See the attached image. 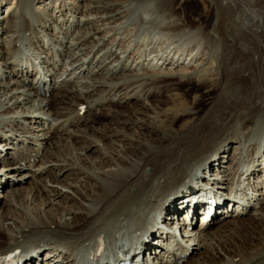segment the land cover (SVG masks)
Wrapping results in <instances>:
<instances>
[{"label":"bare ground","instance_id":"bare-ground-1","mask_svg":"<svg viewBox=\"0 0 264 264\" xmlns=\"http://www.w3.org/2000/svg\"><path fill=\"white\" fill-rule=\"evenodd\" d=\"M210 1L196 21L178 0H0V262L14 255L26 264H112L132 253L144 264H264V0ZM85 10L135 22L132 38L159 37L166 46L160 53L135 41L127 49L90 35L89 23L64 19ZM205 18L215 20L212 34L198 27ZM186 48L205 55L215 73L177 79L195 97L175 102L153 131L145 102L176 84L144 71L158 73ZM82 105L104 113L80 115ZM131 129L141 137L136 145L123 135ZM81 145L97 150L98 164L82 165ZM232 145L236 163L221 171L218 154ZM65 171L74 179L59 187ZM221 172L228 179L211 182ZM47 174L54 182L41 178ZM4 176L33 187L21 193ZM91 179L98 187L82 201L78 189ZM173 199L177 207L167 205ZM230 205L235 213L224 210ZM252 210L258 218L243 224ZM199 212L210 217L195 238L198 225L186 231L185 222L193 225ZM220 219L231 234L204 236ZM177 228L181 242L169 233Z\"/></svg>","mask_w":264,"mask_h":264},{"label":"rangeland","instance_id":"rangeland-1","mask_svg":"<svg viewBox=\"0 0 264 264\" xmlns=\"http://www.w3.org/2000/svg\"><path fill=\"white\" fill-rule=\"evenodd\" d=\"M178 2H179V4L184 6L183 7L184 14L189 19L196 20V21H197V19L202 17L207 12L206 11V5H208V4L210 5L211 4L210 0H178ZM125 5L126 4H123L122 6L125 7ZM128 5H130V4H128ZM47 13H50V12H47ZM52 15H53V19L52 20H54V13ZM100 16H101L100 14L96 13L93 10H87V11L85 10L82 13V15L74 16L75 18H72L73 16H71L70 13L67 14L65 16V18L64 17L63 18L65 20L69 21V22H74L76 19H78V20H81L82 22L89 23L87 27L90 30V32H89L90 35H94L96 38L103 37V40L105 42H107V43H109L111 41V39L115 38L114 41H113V43L115 45H117L116 43L118 42L119 45L120 44H122L123 46L125 45L127 47V49L132 48L135 41L139 42L138 45H142V46H140L141 49H142V47L143 48L146 47V46L151 47V46L154 45L153 47H155L156 50L159 51V50L163 49V47L166 46L162 42L164 39H161L159 37H157L156 40H155V37H153V39H152V38H149V37H146V36L145 37L140 36V37L132 38L130 30L133 28V25H135V22H125L124 23V21H123V24L119 25V21L118 22L116 20L115 21L112 20L113 22L111 20H110L111 22L110 21H106V20L103 19V16L102 17H100ZM80 17H82V18H80ZM61 18L62 17H60L59 20H57V22H56L58 24L57 27L59 26V22H60ZM52 20L49 21V24L52 23ZM55 21H56V19H55ZM56 23L54 22L52 25L55 26ZM214 23H215L214 19L209 21L208 18H205L203 21L199 22L198 27H203L206 31H209L212 34L210 29H211V25L214 24ZM120 26H123L121 28V30H119V31L116 30ZM249 27L251 29H253L252 30L253 32L255 31V28H253L251 25H249L248 28ZM241 30L245 34L252 35V31H250L248 29H244L243 28ZM4 39H5V37L3 36L1 38V40H4ZM176 44L177 43H175V45ZM175 45L173 43L171 46L173 47ZM120 50H122V49H120ZM186 50H188V49L186 48L182 52L180 51L182 53V56H180V58L178 60V63H174V61H175L176 58L178 59V57H177L178 55L177 54H179L180 52H178L177 54H175L173 56V61L171 62L170 65L165 64V65L162 66V70L159 71L160 73L159 72L158 73L155 72V74H154V72L149 70V69L144 71L145 73H152L153 75H156L159 78H165V79L173 80V82L176 84V86H175L176 88L173 87L170 90V92L164 93L162 95L159 94L158 96L155 95L154 97L149 98L148 101L145 102V104L148 107L150 106L149 107L150 111L148 112V117L147 118L152 122L151 129L153 131L157 130L155 126H156V124H157V122L159 120L165 122L166 120H168L170 118V115H174L172 108H173V106L176 105L175 102H177L179 100H183L186 103L190 104L191 101L193 100V98L195 97V93L194 92L191 93V90H192L191 87L190 86H185L182 83H178L177 79H179L181 76H183L184 78L187 77V76H192V74H195L198 71L199 72L200 71L203 72V74H202L203 76L198 74L199 76L207 77V75H208V77H209V75L211 73H213V71L215 69L214 64H211L210 60H208V58H206L205 55H202L200 52H198L197 54L194 52V53L188 55ZM162 51L163 50H161V52ZM174 51H175V49L172 48L170 56L172 55V53ZM254 59L256 60V56L254 57ZM146 63L147 62H144V64H146ZM214 73H215V71H214ZM195 78L197 79V76L193 77V81L195 80ZM215 78H216L215 76L210 78L211 79L210 80L211 83L215 81ZM184 81H185V79H184ZM186 91H188L190 94H188V92H186ZM205 91H206V89H202V92H205ZM46 99H50V97L46 98ZM116 102H117V100L114 99V104ZM107 104L108 103L105 102L104 103V107ZM127 105H128V108L131 110V104H126L125 105V103H123V102L121 103V106L123 107L121 109L126 110L127 108L125 106H127ZM100 108H101V106L98 107V109H100ZM80 112H81V114H80ZM83 112L94 114L88 108L86 109V105H85V109H84V107L82 109L80 108L79 114L82 115ZM103 113H104V111H102V112L100 111V112H96L94 115H97V116L100 117V116L103 115ZM78 132L79 131H77V133H74V135H76V136L82 135V132H79V133ZM123 135L127 138L128 143H133V145L138 144L136 139L137 140H141V137H140L139 133H137L136 129L135 130H132V129L128 130L127 132L123 133ZM54 137L57 139V136H54ZM81 148H79L80 150L78 149L79 151L77 150L76 153H78V156L81 159L80 162H82V165L84 164V167L85 166L86 167L89 166L88 163H92V162H93V165L98 164V152H97L96 149H94V148H92V149L87 148L86 149V147L84 145H81ZM107 148H109V149H107ZM4 149H5L4 147H0V150L4 151ZM105 149H107V152H109V154H112L114 152V150H112V147L107 146ZM218 155L220 157H222L220 159V161H219V162H221V163H219V166L221 167V171H224V169H226V168L230 169L231 167H233L235 165L236 159L238 157L237 156V146L236 145H232L231 147H228L227 152H225L223 154V152L220 151ZM84 159H86L88 161V163H86ZM262 167H263V165L259 166V168H262ZM51 175L52 174L43 175L41 178H46L48 181L54 182V180L51 178L52 177ZM260 176H261V173H260ZM212 177L213 178L211 180L217 179V181H213L214 184L217 183V182L222 183V182H224L225 179H228V177L222 172L219 173L218 176L213 175ZM2 178H3L2 181H4L6 179L9 182H11L12 183V187L14 189L20 191L21 193H27L33 187L32 182H29L28 180H23V179L19 180L17 178H11L9 176H4ZM57 179L60 182L59 187H64V186H66L67 183H69L71 180L74 179V176H73L72 172L65 171L62 174H60ZM229 179H230V177H229ZM82 183L83 182L81 180L77 181V184H79V185H81ZM97 185H98V183L95 180L91 179V180H89V181H87L85 183V188L84 189L83 188H79L80 187L79 186L78 190L81 192V194H79V198L82 201L87 199L89 197V194L93 193L94 190H96V188L98 187ZM220 190L222 191L224 189L222 188ZM225 190H227V189H225ZM3 193H0V207L1 206L5 207V204H3L4 203V199L2 198ZM255 197H258V195H255ZM178 203H179V199H173V200L169 201V203L167 205L168 206L169 205H172V206L174 205L173 207H177ZM230 206L224 207V210H227L228 212L232 211L234 209V207H230ZM29 207H30V209L33 210V209H37V208L41 207V204L39 202H37L35 204L29 205ZM254 210L260 212L259 210H262V208L258 207V208H255ZM249 212L250 211H248L246 213L247 215H242L239 218V220H242L243 224L252 223V221H254L255 219L258 218V216H257V215H259L258 213H257V215H254L253 214L254 213L253 210H252L251 213H249ZM233 213H235V212H233ZM202 214H204V213H202ZM225 222H227V221L221 220V222L218 223V224H214V222H211L213 225L211 226V229L209 231H206L204 236H206L207 234L211 235L213 233H216L215 231H218V229H222L221 231L224 230L226 235H230L231 234L230 229H232V228H225L224 227L225 226L224 225ZM214 238H216V236H214ZM154 245L159 247V248H164L165 247L164 245H162V247L160 246V241H155ZM204 250L205 249H201L200 250V254ZM44 253H45V250H42L41 254H40V258L43 261L48 259V258H46ZM195 255L197 256V254H195ZM179 264H188V263H187V260H186V261H183L182 263H179Z\"/></svg>","mask_w":264,"mask_h":264}]
</instances>
